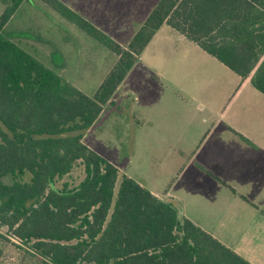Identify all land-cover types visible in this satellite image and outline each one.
<instances>
[{"label":"trees","instance_id":"16d2710c","mask_svg":"<svg viewBox=\"0 0 264 264\" xmlns=\"http://www.w3.org/2000/svg\"><path fill=\"white\" fill-rule=\"evenodd\" d=\"M41 1L117 59L87 96L2 35L22 0L4 8L0 228L47 264H251L184 217L177 204L119 176L82 138L163 24L236 73L238 89L249 80L264 94V0H158L125 47L60 0ZM76 164L83 178L62 181Z\"/></svg>","mask_w":264,"mask_h":264},{"label":"crops","instance_id":"0c3cea01","mask_svg":"<svg viewBox=\"0 0 264 264\" xmlns=\"http://www.w3.org/2000/svg\"><path fill=\"white\" fill-rule=\"evenodd\" d=\"M83 18L101 30L98 20ZM159 39L167 43L189 41L216 59L163 24L87 129L91 131L105 112L101 129H106L109 118L119 131L124 124L132 147L124 154L123 163L117 154L102 155L84 136L82 141L117 167L119 176L126 175L158 198L177 204L184 217L251 264H264V94L246 80L225 105L218 106L210 99L190 102L189 89L178 84L179 88L171 86L168 93L175 98L177 111L150 116L149 103L144 101L138 107L133 102L131 116L120 118L119 106L124 103L118 95L121 85ZM127 86L136 97L134 87ZM202 88L193 86V93L197 96ZM134 154L166 156L164 179L156 180L145 168L134 167Z\"/></svg>","mask_w":264,"mask_h":264},{"label":"rangeland","instance_id":"374dc122","mask_svg":"<svg viewBox=\"0 0 264 264\" xmlns=\"http://www.w3.org/2000/svg\"><path fill=\"white\" fill-rule=\"evenodd\" d=\"M10 1L0 0V14ZM60 1L79 15L98 20L101 30L124 47L158 2V0ZM1 33L87 96L95 93L117 59L112 51L41 0H22L2 27ZM164 40L159 39L158 44L145 53L144 60L131 70L127 81L121 85L118 95L124 103L119 106L122 112L120 118L131 116L129 111L133 102H136L138 107L144 101L149 103L146 106L147 114L150 116H162L170 110L177 111L175 98L169 97V90L171 86L179 88L178 84L189 89L190 102L210 99L218 106L225 105L227 99L237 90L239 77L216 59L189 41L167 43ZM129 84L132 85L131 89L134 87L136 97L127 91ZM193 86L203 87L202 91L198 89L197 96L193 93ZM109 109L112 110L114 107L109 106ZM106 117L107 112L98 118L91 131L84 130V139L102 155L108 152L115 157L117 154V159H122L119 162L122 164L124 154H128L132 147V138H128L124 124L119 131L117 124L110 121V118L104 124L106 129H101L100 125ZM114 125L116 130L113 128ZM134 160V167L138 165L140 169L145 168L156 180L164 179L166 156L134 154ZM83 175L82 167L76 164L62 181H68L71 185L77 184ZM29 177L30 174L27 173L24 180L28 181ZM6 179L9 181V178H4V181ZM61 182H58L57 186ZM117 185L118 181L114 194ZM0 250V264H47L39 255L32 253L28 244L22 243L12 232L2 228Z\"/></svg>","mask_w":264,"mask_h":264}]
</instances>
